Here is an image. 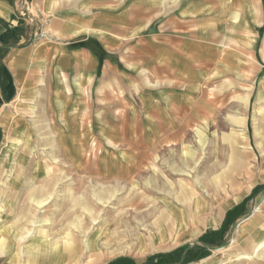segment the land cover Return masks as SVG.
Segmentation results:
<instances>
[{
	"label": "crops",
	"instance_id": "crops-1",
	"mask_svg": "<svg viewBox=\"0 0 264 264\" xmlns=\"http://www.w3.org/2000/svg\"><path fill=\"white\" fill-rule=\"evenodd\" d=\"M110 1L91 0L86 12L62 13L51 20L57 33L30 41L22 24L14 23L17 3L0 0V35L6 42H0V66L14 90L6 101L0 79L4 102L16 111L38 106L54 129L61 127L71 139L65 151H90L94 139L102 182L154 186L160 208L151 228L157 233L143 239L139 254L179 243L159 256L170 264L175 252L188 250V255L202 254L193 264H264V172L249 190L234 192V180L233 192L225 188L214 194L213 162L203 163L194 180L199 191L189 202L181 198L187 194V154L219 151L214 131L227 129L226 121L235 115L244 119L249 100L247 106L235 103L236 89L249 88L252 73L258 78L256 100L264 101V0ZM14 120L16 134L27 129L21 117ZM33 130L13 141H33ZM257 137L264 163V132ZM11 146L4 141L0 157ZM196 159L189 164L196 165ZM27 163L19 167L32 168V178L38 179L43 165ZM90 164L73 166L87 175ZM14 178L12 183L21 186ZM31 195L36 207L45 202L36 199L42 191L33 189ZM132 219L122 228L131 229ZM25 233L17 238L30 235ZM211 233L214 251L197 241ZM6 243L0 237V247ZM33 243L25 248L31 264H60L57 248L45 249L42 238ZM110 257L106 253L105 259Z\"/></svg>",
	"mask_w": 264,
	"mask_h": 264
},
{
	"label": "rangeland",
	"instance_id": "rangeland-1",
	"mask_svg": "<svg viewBox=\"0 0 264 264\" xmlns=\"http://www.w3.org/2000/svg\"><path fill=\"white\" fill-rule=\"evenodd\" d=\"M14 2L17 3L14 23L22 24L23 32L32 41L41 35L49 37L51 33H57L51 28L52 19L66 12H86L87 3L91 0ZM2 29L0 27V31ZM254 29L257 32L258 26ZM257 91L258 78L254 73L251 75L249 88L236 89L235 103L242 101L246 106V101L249 100V103L244 108V119L239 120L236 118L238 115H235V119L226 121L227 129L214 131V144L219 151L213 154H187L184 185L187 194L181 195V198L189 202L199 191L201 186L195 184L194 180L196 171L203 163L210 166L209 163L213 162L214 194L225 188L230 193L233 192L230 185L234 180H237L235 185L232 184L234 192L241 188L249 190L259 180L264 172V163L257 152L256 141L257 133L260 130L264 132V101L258 104ZM27 108L26 111L13 110L12 104L4 102L0 94V148L4 141L13 147L7 155L0 157V237L8 240L6 246L0 247V264H31L30 255L25 248L33 243L32 240L37 245L41 238L45 249L57 248L60 264H126L127 261L133 264H152L153 258L159 254L167 255L169 250L179 245L171 243L163 249L139 254L144 250L143 239L157 233L156 228H151L159 218L156 210L160 208V201L154 197V186L147 183L118 185L102 182L95 165L98 153L93 151L97 144L94 139L90 140V151L81 154L65 151V142L71 143V139L62 135L64 129H54L50 118L41 113L38 106H32L35 110L31 116ZM15 115L21 117L20 123L27 128L18 134L14 132ZM33 128V141H24L25 144L19 145L13 141H21ZM30 149L33 154L28 153ZM21 150L26 152L25 155H21ZM195 159L196 165L189 164ZM34 160L43 165V172L35 180L32 178V168L19 167L22 166L19 165L21 163L29 164ZM78 161H86L88 164L91 162L89 174H83L78 168H74L73 164ZM173 176L172 173L170 177ZM12 178L20 180L22 185L17 187L12 183ZM239 181L245 182L242 185ZM33 189L42 191L43 196L36 198L45 200L40 207L32 203ZM129 217L136 218V221L131 220V229L122 228ZM25 232L30 235L17 238ZM173 237L175 236L172 234L170 238L174 239ZM197 241L214 251L213 233L203 234ZM66 244L71 251L65 249ZM94 252L97 255L89 257ZM106 253H110L112 257L105 259ZM183 253L184 250L175 252L170 264H193L202 256L195 251L187 256L188 260H182ZM196 256L199 259H194ZM199 264H211V260Z\"/></svg>",
	"mask_w": 264,
	"mask_h": 264
},
{
	"label": "trees",
	"instance_id": "trees-1",
	"mask_svg": "<svg viewBox=\"0 0 264 264\" xmlns=\"http://www.w3.org/2000/svg\"><path fill=\"white\" fill-rule=\"evenodd\" d=\"M0 42H2V43H6L5 42V37L3 36V35H0ZM0 79H1V81H4L5 82V85H4V92L6 93L5 94V100L6 101H10L11 99H12V96H13V92H14V90H13V86H12V83H11V77H10V75H9V73L7 72V70L4 68V67H1L0 66ZM178 251H180V250H178ZM188 250H186L183 254H182V256H181V259L183 260V259H186V260H188L189 258H187V256H189L188 255ZM196 258H198L197 256L194 258V259H196ZM194 259H192V260H194ZM199 259V258H198ZM152 263V262H151ZM180 263V262H179ZM152 264H169V262L168 261H166V259L165 258H163V257H161V256H157V258H156V261L154 262V263H152Z\"/></svg>",
	"mask_w": 264,
	"mask_h": 264
},
{
	"label": "bare ground",
	"instance_id": "bare-ground-1",
	"mask_svg": "<svg viewBox=\"0 0 264 264\" xmlns=\"http://www.w3.org/2000/svg\"><path fill=\"white\" fill-rule=\"evenodd\" d=\"M200 141V140H199ZM163 158V157H162ZM26 234V233H25ZM87 243V242H86ZM67 245V247L65 248V249H67V251H69L70 250V247H68L69 245L68 244H66ZM71 251V250H70Z\"/></svg>",
	"mask_w": 264,
	"mask_h": 264
}]
</instances>
